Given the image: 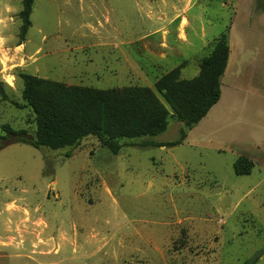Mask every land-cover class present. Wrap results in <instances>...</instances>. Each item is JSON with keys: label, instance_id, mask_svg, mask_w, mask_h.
<instances>
[{"label": "rangeland", "instance_id": "rangeland-1", "mask_svg": "<svg viewBox=\"0 0 264 264\" xmlns=\"http://www.w3.org/2000/svg\"><path fill=\"white\" fill-rule=\"evenodd\" d=\"M22 5L0 0V135L36 134L20 73L155 90L182 63L197 76L223 32L232 61L192 130L170 116L118 154L93 136L59 150L1 140L0 264H264V0H34L23 40Z\"/></svg>", "mask_w": 264, "mask_h": 264}, {"label": "trees", "instance_id": "trees-1", "mask_svg": "<svg viewBox=\"0 0 264 264\" xmlns=\"http://www.w3.org/2000/svg\"><path fill=\"white\" fill-rule=\"evenodd\" d=\"M33 4L34 0H23L19 14L22 40L31 26ZM210 46L211 52L201 60L197 76L181 78L185 67L182 63L160 77L155 90L148 86L101 90L20 73L23 99L35 114L36 134L29 138L25 130L5 127L0 141L14 137L17 143L59 150L77 146L93 136L102 147L118 154L123 148L122 140L154 137L165 132L170 116L192 130L222 95L221 79L230 54L227 33L215 38ZM0 95L7 98L2 84ZM186 138V132H182L178 141L166 144L145 142L141 146H177ZM253 167L248 157L241 156L234 164V171L237 175H249ZM257 261L255 258L244 264H256Z\"/></svg>", "mask_w": 264, "mask_h": 264}, {"label": "crops", "instance_id": "crops-1", "mask_svg": "<svg viewBox=\"0 0 264 264\" xmlns=\"http://www.w3.org/2000/svg\"><path fill=\"white\" fill-rule=\"evenodd\" d=\"M229 47H230V54H229V59H228V63H227V68H226V71L228 70V68H229V66H230V63H231V61H232V51H231V45H229ZM237 70V69H236ZM235 70V71H236ZM226 71H225V73H226ZM231 71L230 73H229V77H228V84H231V85H233L234 86V84H233V78L234 77H239V76H241V73H239V71ZM225 73H224V75H223V77L225 76ZM222 80V79H221ZM221 86H222V82H221ZM214 108V107H213ZM212 108V109H213Z\"/></svg>", "mask_w": 264, "mask_h": 264}]
</instances>
